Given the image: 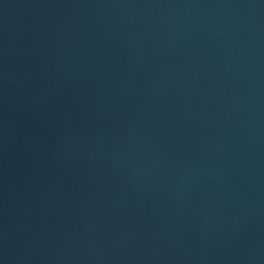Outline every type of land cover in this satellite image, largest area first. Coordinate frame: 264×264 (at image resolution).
<instances>
[{
    "label": "water",
    "instance_id": "1",
    "mask_svg": "<svg viewBox=\"0 0 264 264\" xmlns=\"http://www.w3.org/2000/svg\"><path fill=\"white\" fill-rule=\"evenodd\" d=\"M0 264H264V0H0Z\"/></svg>",
    "mask_w": 264,
    "mask_h": 264
}]
</instances>
